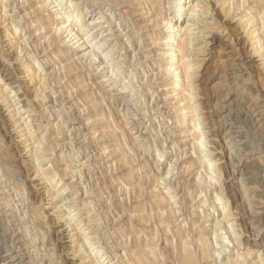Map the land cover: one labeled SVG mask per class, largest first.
I'll return each mask as SVG.
<instances>
[{
	"label": "rangeland",
	"instance_id": "1",
	"mask_svg": "<svg viewBox=\"0 0 264 264\" xmlns=\"http://www.w3.org/2000/svg\"><path fill=\"white\" fill-rule=\"evenodd\" d=\"M0 264H264V0H0Z\"/></svg>",
	"mask_w": 264,
	"mask_h": 264
},
{
	"label": "bare ground",
	"instance_id": "2",
	"mask_svg": "<svg viewBox=\"0 0 264 264\" xmlns=\"http://www.w3.org/2000/svg\"><path fill=\"white\" fill-rule=\"evenodd\" d=\"M182 10V9H181ZM3 262V261H2Z\"/></svg>",
	"mask_w": 264,
	"mask_h": 264
}]
</instances>
